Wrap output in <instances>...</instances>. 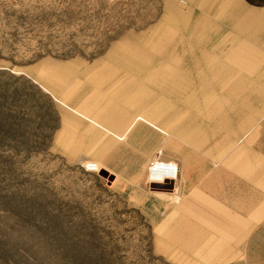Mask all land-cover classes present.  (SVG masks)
<instances>
[{
    "label": "rangeland",
    "instance_id": "1",
    "mask_svg": "<svg viewBox=\"0 0 264 264\" xmlns=\"http://www.w3.org/2000/svg\"><path fill=\"white\" fill-rule=\"evenodd\" d=\"M221 1L230 4L225 11L233 6L240 14L264 12V0ZM199 2L0 0V264L241 263L238 256L249 248L247 238L258 218L253 208L240 207L238 217L224 207L185 206L189 195L184 194L188 187L182 173L200 166L199 158L190 155L205 152L208 143L200 144L199 138L215 135L219 128L228 151L237 145L233 141L239 133L255 135L250 145L256 150L263 147V60L256 64L254 89L243 78L232 80L237 86L222 87L220 83L228 81L223 77L213 80L206 94L196 87L200 79L186 80V86L179 79L174 127L136 114L129 128L142 119L159 130V145L147 158H140V152L126 144L129 128L118 133L108 124L93 121L87 112L56 100L40 85L43 80L33 68L46 56H122L124 51L132 56L134 48L143 54H156L163 47L171 50L170 42L158 45L165 32H154L162 20L166 24L172 18L168 3L184 14L182 22H188L192 12L195 21L205 11L191 9ZM257 33L264 37V30ZM184 34L186 38L196 35L179 30L176 37L183 39ZM196 37L194 43L199 42ZM179 49L180 54L169 57L201 54L198 46ZM260 52L263 59L264 48ZM190 88L196 93L187 94ZM160 96L161 105L166 104V90ZM110 98L104 96L105 103ZM248 103L254 107L250 113ZM219 109L222 125L216 128L211 118L221 113ZM66 112L75 114L77 123L81 119L104 129L106 142H73L69 139L77 136H57ZM76 121L71 116L68 128ZM240 125L244 127L238 132ZM150 145L142 144L144 153ZM157 154L179 165L171 190L151 186L149 165ZM91 160L103 169L85 171L81 161ZM195 190L199 191L196 185L189 193L195 195ZM223 223L225 230L220 233L216 226Z\"/></svg>",
    "mask_w": 264,
    "mask_h": 264
},
{
    "label": "crops",
    "instance_id": "2",
    "mask_svg": "<svg viewBox=\"0 0 264 264\" xmlns=\"http://www.w3.org/2000/svg\"><path fill=\"white\" fill-rule=\"evenodd\" d=\"M199 1H201L199 6L193 5L191 9L200 7L197 9H205V11L201 13V18L195 21L192 16L196 13L192 12L189 23L185 20L182 22L184 14L172 6L173 4L168 3L166 9L171 11L169 14L172 18L169 23L167 22V26L162 20L154 32L158 33L161 30L163 34L168 31L167 33H171L175 41L169 44L171 48L177 42H180L179 47L183 50L188 45L198 46L200 55L169 57L159 54L145 56L101 54L91 57L73 55L62 58L46 56L33 66L34 71H37L39 78L43 80L40 85L53 94L56 100L72 105L79 111L87 112L90 117L93 115L104 120L118 133H125L134 116L139 113L174 127L176 116L174 95L177 82L181 83L179 79H183L184 83L186 80L200 79L201 83L195 86L200 88V93L206 94L207 88L214 85L212 81L223 77H227L228 81L225 84L220 83L222 87L237 86L232 80L243 78L247 79L248 88L254 89L256 64L264 63V55L263 59H260V49L264 48V37L257 33L259 30H264V12L240 14L237 7L225 11L224 7L229 4L221 0L212 3L209 0ZM211 5H216L214 10H208ZM225 29L228 33L227 38H225ZM179 30L191 33L194 31L196 35L186 38L187 34H184V38L180 39L176 37ZM193 37L198 38L199 42L194 43ZM209 46L213 48L210 49ZM225 47L230 49L223 52ZM238 48H242L243 51L240 53ZM186 85L185 83L184 86ZM165 90L168 101L161 105V91L165 92ZM186 93L196 92L190 88ZM215 93L219 94L221 91ZM108 94L112 98L109 99L110 103H105L104 96ZM247 105L249 113L254 110L251 103ZM74 115L66 112L62 116L64 127L57 136H77L69 139L73 142L89 141L93 144L106 142L108 136L104 129L90 126L81 119V122L77 123V116ZM71 116L73 121H76L72 129L67 125ZM222 117L221 111L215 119L211 118V122L216 120V128L222 125ZM251 119L248 118L249 121ZM231 121L233 123V120ZM242 126H239L238 132L241 131ZM76 127L77 130L73 133ZM219 129L215 135L208 133L205 136L201 135L200 144L208 143L206 151H201L199 155H190L192 159L199 158L200 166L189 168L182 173V179L188 187L184 194L189 195L185 206L224 207L230 214L238 217L240 207H252L253 216L258 218L255 219L256 224L251 227L247 238V248H249L245 251L243 249L244 253L238 256V260L240 264H264V145L256 150L250 145L254 142L255 135L249 133L242 137L239 133L237 139L233 141L237 145L233 150L228 151L225 145L228 144L227 140H223L219 135ZM128 132L126 144L133 146V151H139L140 158L149 157L159 145V130L142 119L132 125ZM87 136H91V139H86ZM57 141L61 142L64 139ZM147 142L151 145L144 153L142 144ZM194 184L199 191L195 190V195H191L189 192ZM224 224L217 225L216 230L224 233Z\"/></svg>",
    "mask_w": 264,
    "mask_h": 264
},
{
    "label": "bare ground",
    "instance_id": "3",
    "mask_svg": "<svg viewBox=\"0 0 264 264\" xmlns=\"http://www.w3.org/2000/svg\"><path fill=\"white\" fill-rule=\"evenodd\" d=\"M230 5V4H229ZM228 5V6H229ZM238 6V5H237ZM227 7V6H226ZM231 7H233V6H231ZM239 7H241V5L239 6ZM169 19V18H168ZM168 19H166V20H168ZM170 20V19H169ZM168 23H169V21H168ZM166 24H167V21H166ZM165 24V26H167ZM161 31V30H160ZM168 32V31H167ZM172 32V31H171ZM159 33V32H158ZM169 33V32H168ZM168 33H164L163 34V40L161 41V42H159L158 43V45H162V44H167V43H172V41H173V43H175V41L173 40V38L170 36L171 35V33L170 34H168ZM129 40V39H128ZM168 41V42H167ZM129 42V41H128ZM122 45H124V43L122 44ZM126 45V44H125ZM128 45H132V43L131 44H128ZM127 45V46H128ZM135 45V44H134ZM137 45H139V44H137ZM136 46V45H135ZM157 46V45H156ZM132 47V46H131ZM137 47V46H136ZM139 47V46H138ZM154 47H155V45H154ZM153 47V48H154ZM122 48V47H121ZM164 48V47H163ZM163 48H161L159 51H157L156 52V54H159V55H167V56H170V55H174V54H180V51L182 50H180L179 49V45H178V43L177 44H175L173 47H172V49L171 50H163ZM124 49V48H123ZM126 49V48H125ZM143 49V48H142ZM149 49V48H148ZM130 50V49H129ZM140 50H141V46H140ZM143 51V50H142ZM147 51V50H146ZM238 51H239V49H238ZM243 50H240L239 52H242ZM121 52H122V50H121ZM129 52V51H128ZM127 52V53H128ZM131 52L132 53H135V55H143V56H145V55H152V54H155L153 51H150L149 52V54H143L142 52H140L139 50L137 51L135 48H134V50H131ZM119 53V52H118ZM123 53H125V51L124 52H122V56H130V55H126V54H123ZM145 53V52H144ZM206 54L207 55H210L208 52H206ZM111 55H115V53H112ZM118 55V54H117ZM121 55V54H120ZM116 56V55H115ZM105 101H107V100H105ZM109 101V100H108ZM108 103H110V101L108 102ZM102 104H104V103H102ZM100 106V105H99ZM91 119H93V121L95 120V119H97L99 122H101V124H107L104 120H102V119H98V118H96V117H94L93 115H91ZM135 119V118H134ZM84 121V120H83ZM132 123V122H131ZM91 124H93V123H91ZM95 125H96V123H95ZM97 126V125H96ZM108 126V125H107ZM103 128H105L104 126H103ZM122 136V135H121ZM94 162H96V161H94ZM101 164V163H100ZM176 165H177V169H178V171H177V176L176 175H174V173H172V174H170V175H168L167 177H161V176H158V177H155V176H153L152 174H150V177H149V180H151L152 182H168V181H170V180H176L177 178H178V174H179V171H180V168H179V165L177 164V163H175ZM101 169H103V166L102 167H100V170ZM97 172V171H96ZM176 176V177H175Z\"/></svg>",
    "mask_w": 264,
    "mask_h": 264
},
{
    "label": "built area",
    "instance_id": "4",
    "mask_svg": "<svg viewBox=\"0 0 264 264\" xmlns=\"http://www.w3.org/2000/svg\"><path fill=\"white\" fill-rule=\"evenodd\" d=\"M113 1H129V0H113ZM91 162L94 161L91 160ZM177 171H178L177 165L174 163V161L163 159L161 157V154H157L150 161L149 174H152L155 177L161 176L165 178L172 173H174V175L177 176Z\"/></svg>",
    "mask_w": 264,
    "mask_h": 264
},
{
    "label": "clouds",
    "instance_id": "5",
    "mask_svg": "<svg viewBox=\"0 0 264 264\" xmlns=\"http://www.w3.org/2000/svg\"><path fill=\"white\" fill-rule=\"evenodd\" d=\"M81 167L85 169V171H98L102 165L99 162H91V161H81Z\"/></svg>",
    "mask_w": 264,
    "mask_h": 264
},
{
    "label": "water",
    "instance_id": "6",
    "mask_svg": "<svg viewBox=\"0 0 264 264\" xmlns=\"http://www.w3.org/2000/svg\"><path fill=\"white\" fill-rule=\"evenodd\" d=\"M151 186L157 187V188H167V189L171 190L175 187V181L170 180L168 182H151Z\"/></svg>",
    "mask_w": 264,
    "mask_h": 264
}]
</instances>
